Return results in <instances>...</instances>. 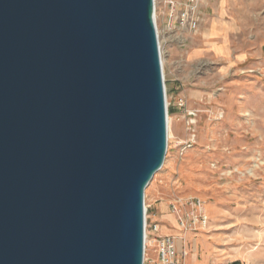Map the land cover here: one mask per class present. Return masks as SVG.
Instances as JSON below:
<instances>
[{"label": "water", "instance_id": "1", "mask_svg": "<svg viewBox=\"0 0 264 264\" xmlns=\"http://www.w3.org/2000/svg\"><path fill=\"white\" fill-rule=\"evenodd\" d=\"M155 0H0V264H145L168 105Z\"/></svg>", "mask_w": 264, "mask_h": 264}, {"label": "rangeland", "instance_id": "2", "mask_svg": "<svg viewBox=\"0 0 264 264\" xmlns=\"http://www.w3.org/2000/svg\"><path fill=\"white\" fill-rule=\"evenodd\" d=\"M187 8L156 0L168 146L147 216L172 217L180 264H264V0H198L194 28Z\"/></svg>", "mask_w": 264, "mask_h": 264}, {"label": "built area", "instance_id": "3", "mask_svg": "<svg viewBox=\"0 0 264 264\" xmlns=\"http://www.w3.org/2000/svg\"><path fill=\"white\" fill-rule=\"evenodd\" d=\"M197 2L198 0H186L187 6H188L187 9H190V10H187L181 16V24L183 26H185L186 24H190V25H193V28L197 27V23L195 21H193V23H189V19L192 16L191 14L193 15L196 14ZM172 5L174 8V4ZM174 11L172 9V16H173ZM178 18L180 17H177V19L175 20H178ZM173 28L175 27L173 25H170L169 30ZM147 214H148V210L146 212V242L150 241V239H154V241L157 243L159 264H180L178 260V250H177L175 238L172 236H161L160 235V229H161L160 224L157 222L149 221ZM182 226H185V225L182 224ZM145 255H146V252H145Z\"/></svg>", "mask_w": 264, "mask_h": 264}, {"label": "crops", "instance_id": "4", "mask_svg": "<svg viewBox=\"0 0 264 264\" xmlns=\"http://www.w3.org/2000/svg\"><path fill=\"white\" fill-rule=\"evenodd\" d=\"M151 219L153 222H160L161 223V225H162L161 226V233H160L161 236H169V235H171V236L176 235L177 236V235H179L178 230L170 229V228H168V226L163 224L164 220H168L169 222H172L173 221L172 217H170V216H158L157 213L152 212L151 213ZM197 260L198 259H191L190 263L194 264ZM230 262H234V261H230ZM226 264H228V263H226Z\"/></svg>", "mask_w": 264, "mask_h": 264}, {"label": "bare ground", "instance_id": "5", "mask_svg": "<svg viewBox=\"0 0 264 264\" xmlns=\"http://www.w3.org/2000/svg\"><path fill=\"white\" fill-rule=\"evenodd\" d=\"M155 7H156V1H155ZM155 20H156V15H155ZM156 27H157V23H156ZM159 29L157 27V34H158V41H159V33H158ZM159 45H160V42H159ZM160 52H161V58H162V65H163V68H164V59L162 57V51H161V48H160Z\"/></svg>", "mask_w": 264, "mask_h": 264}, {"label": "trees", "instance_id": "6", "mask_svg": "<svg viewBox=\"0 0 264 264\" xmlns=\"http://www.w3.org/2000/svg\"><path fill=\"white\" fill-rule=\"evenodd\" d=\"M236 264V263H235Z\"/></svg>", "mask_w": 264, "mask_h": 264}]
</instances>
